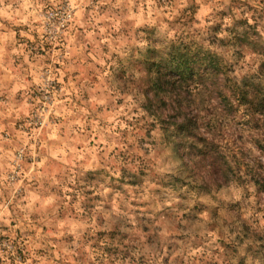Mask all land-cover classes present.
<instances>
[{"label":"clouds","instance_id":"1","mask_svg":"<svg viewBox=\"0 0 264 264\" xmlns=\"http://www.w3.org/2000/svg\"><path fill=\"white\" fill-rule=\"evenodd\" d=\"M192 257L264 264V2L0 0V264Z\"/></svg>","mask_w":264,"mask_h":264},{"label":"rangeland","instance_id":"2","mask_svg":"<svg viewBox=\"0 0 264 264\" xmlns=\"http://www.w3.org/2000/svg\"><path fill=\"white\" fill-rule=\"evenodd\" d=\"M262 2H264V0H262ZM48 47H50V45H45V48H48ZM41 55H44V52L42 51L41 52ZM149 55H150V53H149ZM56 67H60V65H57ZM145 75H148V72L146 71L145 72ZM67 79V78H66ZM34 95H38V93H34ZM17 126H19V125H17ZM141 131H143L144 132V135L145 136H147L149 133H148V131L147 130H145V129H141ZM142 139V138H141ZM137 143L139 144V141H137ZM129 147H132V145L130 144L129 145ZM120 155L121 156H123L124 155V153L123 152H121L120 153ZM121 171L123 172L124 171V169H121ZM143 172H144V169H140V170H138V174H143ZM115 179V178H114ZM179 184L176 186L177 187V189L179 188ZM185 187H191V185H188L186 182H185V185H184ZM135 187V186H134ZM115 191H120V189H114ZM89 197H92V195H93V193H92V191L91 190H89L87 193H86ZM95 199H97V200H99V199H101V197H99V196H97V197H95ZM134 204L136 203L135 201L133 202ZM189 213L188 212H184V215H183V219L185 220V221H188L189 220ZM193 247H195V244L193 245ZM185 264H204V262H203V260L202 259H199L198 260V258H196V257H192V258H190L189 260H187L186 262H185Z\"/></svg>","mask_w":264,"mask_h":264},{"label":"trees","instance_id":"3","mask_svg":"<svg viewBox=\"0 0 264 264\" xmlns=\"http://www.w3.org/2000/svg\"><path fill=\"white\" fill-rule=\"evenodd\" d=\"M167 70L168 71H172L173 69L172 68H168ZM176 70L179 71L178 69H176ZM184 75L185 76L187 75V70H185ZM154 86L159 88V89H163V87H164L163 83H160V82H154ZM169 87L178 90L182 86L181 85H177V84H171V85H169Z\"/></svg>","mask_w":264,"mask_h":264}]
</instances>
